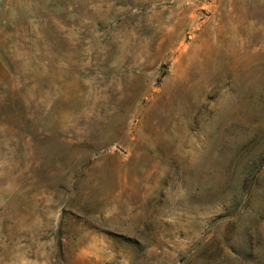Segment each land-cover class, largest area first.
I'll use <instances>...</instances> for the list:
<instances>
[{
    "label": "rangeland",
    "instance_id": "1",
    "mask_svg": "<svg viewBox=\"0 0 264 264\" xmlns=\"http://www.w3.org/2000/svg\"><path fill=\"white\" fill-rule=\"evenodd\" d=\"M0 264H264V0H0Z\"/></svg>",
    "mask_w": 264,
    "mask_h": 264
}]
</instances>
